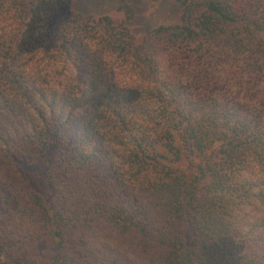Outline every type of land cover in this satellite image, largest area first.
Here are the masks:
<instances>
[{
  "label": "trees",
  "instance_id": "obj_1",
  "mask_svg": "<svg viewBox=\"0 0 264 264\" xmlns=\"http://www.w3.org/2000/svg\"><path fill=\"white\" fill-rule=\"evenodd\" d=\"M67 2L0 0V264H264V0Z\"/></svg>",
  "mask_w": 264,
  "mask_h": 264
},
{
  "label": "rangeland",
  "instance_id": "obj_2",
  "mask_svg": "<svg viewBox=\"0 0 264 264\" xmlns=\"http://www.w3.org/2000/svg\"><path fill=\"white\" fill-rule=\"evenodd\" d=\"M123 1L135 11V16L131 19L118 11V6ZM74 11L99 16L108 15L118 22H125L138 38L161 25L177 24L181 14L176 0H68L54 24L61 22L65 16ZM45 170L43 162L26 168V173L39 189L45 184Z\"/></svg>",
  "mask_w": 264,
  "mask_h": 264
}]
</instances>
